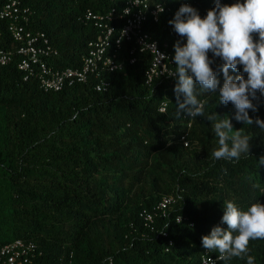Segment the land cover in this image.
<instances>
[{
    "label": "trees",
    "instance_id": "1",
    "mask_svg": "<svg viewBox=\"0 0 264 264\" xmlns=\"http://www.w3.org/2000/svg\"><path fill=\"white\" fill-rule=\"evenodd\" d=\"M127 1L25 4L33 14L32 28L48 36L59 52L58 66L66 69L81 66L89 42L99 35L85 13L121 12ZM162 2L172 11L150 20L146 29L170 44L174 60L176 42L186 43V38L169 22L184 4L205 18L217 0ZM15 47L2 22L0 48ZM209 58L220 84L206 93L197 85L205 117L195 119L186 112L177 115L176 77L146 85L149 54L106 75L107 92H98L94 79L44 92L24 82L17 62L0 68V250L21 239L34 242L42 253L33 264H199L207 251L203 236L216 226L227 228L221 224L226 201L242 210L264 203V192L254 187L264 188V130L237 121L234 105L219 101L223 61L211 52ZM229 74L246 78L243 66ZM164 102L166 113L161 114ZM253 103L258 110L250 109V117L264 119V95L257 92ZM208 115L215 120H207ZM223 118L251 138L249 154L239 160L212 156L219 146L213 125ZM167 196L175 200L167 214L148 225L143 214ZM249 249L255 264H264V240L251 241ZM220 264H246V258Z\"/></svg>",
    "mask_w": 264,
    "mask_h": 264
},
{
    "label": "clouds",
    "instance_id": "2",
    "mask_svg": "<svg viewBox=\"0 0 264 264\" xmlns=\"http://www.w3.org/2000/svg\"><path fill=\"white\" fill-rule=\"evenodd\" d=\"M169 23L181 38H186V43L182 39L174 46L176 70L170 74L178 81L174 89L177 115L186 112L191 119L205 117L204 103L195 93L197 85L205 93L219 87L213 60L209 58L211 52L223 61L220 68L224 83L219 101L234 105L237 121L247 125L255 123L264 130V119L254 121L249 115L250 109L258 110L253 103L257 92L264 95V0H243L230 5H222L217 0L216 7L205 18L197 9L184 4ZM239 66H243L246 78L244 74L235 77L229 74L230 69L236 71ZM158 110L166 113L165 107ZM206 118L213 121L215 115ZM213 128L219 145L212 153L214 159L239 160L242 154H249L251 138L241 130H234L229 118L215 122ZM254 187L264 192L258 183ZM221 224L227 228L216 226L210 235L203 236L204 249L218 253L221 261L246 258V264H255L249 245L253 240H264V203L255 202L242 210L234 202L226 201Z\"/></svg>",
    "mask_w": 264,
    "mask_h": 264
},
{
    "label": "built area",
    "instance_id": "3",
    "mask_svg": "<svg viewBox=\"0 0 264 264\" xmlns=\"http://www.w3.org/2000/svg\"><path fill=\"white\" fill-rule=\"evenodd\" d=\"M25 1L4 0L0 7V25L7 23L10 38L16 45L12 50L0 48V68L17 62L24 82H34L44 92H61L88 84L94 79L97 81L95 89L107 92L111 83L106 75L121 72L127 64H135L139 55L143 54L151 56L145 75L147 86H152L156 80L176 77L170 75L175 71L170 44L155 39L152 32L146 29L150 20L157 22L166 11H172L162 0H128L121 12L98 14L87 11L83 17L87 22L94 23L99 35L89 42L81 66L66 69L58 66L56 59L59 52L48 36L32 28L33 14ZM161 107H165L166 111L167 103H162ZM174 201L172 196L164 197L152 212L143 214L144 221L148 225L153 224L156 218L167 214ZM40 256L42 253L34 242L20 239L1 248L0 264H33ZM218 256L206 251L199 264H220L223 261ZM72 257L73 253L70 259Z\"/></svg>",
    "mask_w": 264,
    "mask_h": 264
}]
</instances>
